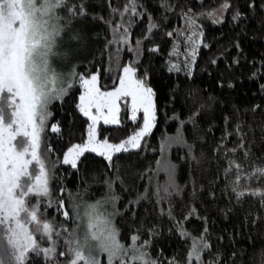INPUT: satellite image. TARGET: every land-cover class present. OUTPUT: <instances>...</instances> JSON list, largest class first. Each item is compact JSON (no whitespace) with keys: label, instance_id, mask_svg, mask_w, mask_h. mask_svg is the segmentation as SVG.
Returning a JSON list of instances; mask_svg holds the SVG:
<instances>
[{"label":"snow or ice","instance_id":"6c2138e0","mask_svg":"<svg viewBox=\"0 0 264 264\" xmlns=\"http://www.w3.org/2000/svg\"><path fill=\"white\" fill-rule=\"evenodd\" d=\"M161 7L164 12L157 19L140 0H126L122 9L109 3L111 16L118 14L119 19L104 21L111 38L105 39L108 66L102 69L97 66L102 62L83 63L94 37L75 29L73 21L87 15L84 0H0V264H161L159 257L150 255L152 238L160 234L155 227L148 228V239L141 241V228H137L130 236L124 233L127 241L122 242L114 219L130 213L135 221L140 202L154 200L157 207L167 203V215L175 221L172 201L176 198L188 201L183 220L194 216L202 230L192 238L184 260L172 257L168 264H257L256 240L264 237V83L259 84L262 102L243 111L233 104L231 118L225 117L232 130L226 127L221 139L206 147L214 128L210 123L214 106L221 101L197 87L195 80L199 52L211 47L200 21L207 18L221 24L225 11H231L234 34L229 44L237 54L227 62L224 71L228 72L246 59L241 37L248 36L249 25H254L255 33L264 34V0H243V7L239 0H224L211 11L194 12L179 0H161ZM146 13V31L133 41V25ZM167 13L179 15L181 26L166 30ZM157 33L161 39L172 40L168 73L183 72L185 82H176L169 90L167 104L173 115H165L178 126L174 135L160 138L156 168L129 169L126 178L117 169L116 179L122 186L144 180L150 173L143 193L120 211L116 209L120 196L112 180L106 181L108 193L95 203L66 190L62 183L53 188L59 167L79 171L86 153L102 157L112 168L121 155L138 158L147 146L159 113L151 83L156 71L153 54L161 51V44L154 40ZM181 43L182 63L172 59L179 55ZM125 50L131 54L127 61L123 60ZM217 62L212 58L209 64ZM251 63L255 66L256 61ZM69 64L66 73L58 71ZM259 64L264 69V54ZM80 67L84 70L78 71ZM260 69L249 79H264ZM105 73L110 74V87L101 84ZM234 75L229 72L227 81L218 78V87L234 89ZM68 98L74 104L73 120L65 124L55 118L51 107L58 102L63 108ZM122 110L136 128L113 142L114 137L104 135L101 125L117 126L119 131ZM78 118L83 119L77 123ZM78 133L80 142H73ZM51 136L62 142L67 137V141L56 147L48 142ZM233 136L229 147L226 141ZM173 147L183 151L178 157L182 165L169 158ZM181 166L187 172L184 185L177 180ZM161 172L163 182L154 181ZM109 204L112 211L105 207ZM160 212L164 214L162 207ZM213 214L225 221L235 218L239 224L227 235H215V221L210 223ZM176 231L181 238L190 236L183 222H176ZM237 237L249 242L251 254L244 246L236 247ZM259 255V264H264V240Z\"/></svg>","mask_w":264,"mask_h":264},{"label":"trees","instance_id":"16d2710c","mask_svg":"<svg viewBox=\"0 0 264 264\" xmlns=\"http://www.w3.org/2000/svg\"><path fill=\"white\" fill-rule=\"evenodd\" d=\"M79 3L80 0H75ZM145 5L148 12H151L154 18H159L164 9L161 7V0H140ZM170 3H177L178 0H168ZM224 0H179V3L191 7L194 12L196 11H211L219 8ZM86 4L87 15L83 19L73 21L75 29L83 30L88 35L93 36L94 39L90 43L87 58L83 61L87 64L88 61L102 62L97 66L106 68L108 66V55L104 51L105 39L111 38V32L108 26L105 24V20L111 18L114 22L119 19V15L111 16L109 3L113 7L123 8L126 0H84ZM240 6L243 7V0H239ZM177 13L179 9L177 8ZM169 21L166 30H171L173 27H179L182 21L179 15L167 13ZM93 17H103L104 19H93ZM231 18V11H227L224 16V21L221 24H213L210 19H202V24L207 42H210V49H201L198 55L197 65V79L195 85L200 88H204L211 95H215L220 98V103L214 106V118L210 123L214 124L212 133L207 137L208 145L210 147L218 142L224 134L225 128L227 127L231 131V126H226L225 117L231 118L232 106L236 104L243 111L244 108L251 107L253 104L261 103L262 94L259 89V84L264 83V79L256 78L255 81L250 80L249 77L257 69H260V56L264 54V34H258L254 32V25H249V33L246 37H241L243 47V57L240 65L233 66L228 72L224 71L228 60L235 56L236 50L232 48L229 41L233 38L234 29L229 23ZM147 13L137 18V22L132 28V40L134 41L137 37L143 35L147 28ZM256 35L255 39L251 37ZM157 43L161 44V51L158 54H153L152 62L155 66V75L151 78V83L157 92V101L159 106L158 123L153 129L152 134L147 138V146L141 150L139 157L135 159H129L128 157L121 155L119 160H114V166L112 168L107 167V161L102 157L96 156L93 153H86L85 157L82 158L83 164L79 165V171L71 170L68 166L59 167L56 172V178L52 181L53 188L58 183L65 185L66 190L81 194L82 198L88 203H95L97 200H101L108 193L106 181L112 180L113 190L115 194L120 196V199L116 202V209L123 211L124 204L129 200H135L139 193H143L144 185L147 183L146 173L144 180H138L137 183L133 184L128 182L125 186H122L120 181L116 179L117 169H119V176L126 178L129 169L132 170H144L156 168V160L160 158L159 152V141L163 136H171L176 133L178 122L170 119H166V115L171 117L173 112L172 106L167 104V96L170 88L176 83H184V73H168L166 67V61L169 59V52L172 49V40L168 37L161 39V34L157 33L154 37ZM148 42L145 43V48L149 47ZM227 48V51H225ZM184 54L183 44L181 43L179 49V55L173 56L174 61L181 62L180 55ZM95 57V60H93ZM131 58V54L124 51L123 60L127 61ZM212 58H217V65L211 66L209 61ZM147 59V53H146ZM252 61H256L253 66ZM77 63V61H72ZM71 65V64H69ZM203 69V71H201ZM83 71V67L77 69ZM94 70V69H93ZM264 73V69H260ZM229 72H234L232 80L235 84L234 89H228L225 87L221 89L217 85V80L223 76L224 80L227 81L229 78ZM112 80L110 74H103L101 77V84L111 86ZM177 113L180 112L181 106L177 104L175 106ZM56 119L64 121L65 124L73 120L74 104L71 102V98H68V102L64 104L63 108L59 106V103H54L51 107ZM184 117L181 116V119ZM83 118H78L79 123ZM257 120L260 116L257 115ZM122 123L119 127V131L115 129L117 126H104L101 125V130L104 135L114 137L113 142H118L119 139L125 138L127 134H130L136 125L128 120L124 110L121 112ZM203 123V122H202ZM207 127V124L204 125ZM188 132V130H186ZM67 137L64 141H60L55 136L48 137V142L59 147L61 143H66ZM235 141V137H229L228 146L231 147V142ZM73 142H80L79 133ZM155 149V151H153ZM66 150V148H65ZM183 151L177 147H173L168 153L169 158L172 162L181 164L182 161L178 157L183 156ZM55 159V155L52 157ZM62 158V157H61ZM226 163V162H225ZM138 166V167H137ZM164 174L161 172L159 176L154 177L155 180L163 182ZM187 179V172L184 166H181L178 172L177 180L178 183L184 185ZM127 187L125 191L124 188ZM258 199V198H253ZM188 203L186 198H176L172 201V212L175 217V221L170 220L168 212V204H163L162 207L164 214L161 215L160 207L155 206L154 200L152 203L148 201H141L140 205L137 206V217L135 221H132L131 214L126 213L124 217L117 215L114 222L121 229L122 242H126L127 238L124 233H128L130 236L136 231L137 228H141V241L148 239L147 230L150 227H155L159 231V235L152 238V244L150 246V255L153 258L159 257L161 264H168V260L175 257L177 260H184L186 257L187 249L193 242V237H198L199 231H201V222L194 216L190 217L189 220L184 221L183 217L186 214L185 205ZM147 209V211H145ZM211 221H215L212 230L215 235L224 233L227 235L228 232L233 231V226L238 225L239 221L233 218L231 221H225L218 218L216 215L210 217ZM176 222H183V227L190 233L188 238H181L176 231ZM226 230V231H225ZM214 239V237H213ZM240 243L236 245L237 248L244 246L248 249L249 254L252 252V248L246 239H241ZM264 237L256 240V260L259 264L260 255L259 248L261 241ZM228 243L227 240L224 241ZM207 258V257H206Z\"/></svg>","mask_w":264,"mask_h":264},{"label":"rangeland","instance_id":"374dc122","mask_svg":"<svg viewBox=\"0 0 264 264\" xmlns=\"http://www.w3.org/2000/svg\"><path fill=\"white\" fill-rule=\"evenodd\" d=\"M226 12L227 11H225L224 16H225ZM180 60H183V54L180 55ZM70 67H71V65H69L68 67L62 68V69H58V71H61L63 73H66L67 71L70 70ZM105 207L107 208L108 211H112V207H111L110 204L109 205H105Z\"/></svg>","mask_w":264,"mask_h":264}]
</instances>
